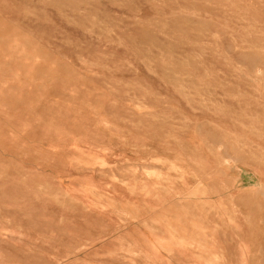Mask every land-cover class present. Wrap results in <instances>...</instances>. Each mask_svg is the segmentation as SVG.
<instances>
[{"label":"rangeland","instance_id":"obj_1","mask_svg":"<svg viewBox=\"0 0 264 264\" xmlns=\"http://www.w3.org/2000/svg\"><path fill=\"white\" fill-rule=\"evenodd\" d=\"M0 264H264V0H0Z\"/></svg>","mask_w":264,"mask_h":264}]
</instances>
